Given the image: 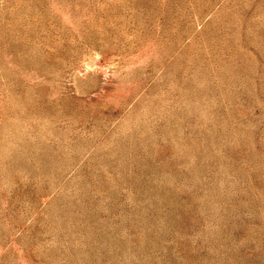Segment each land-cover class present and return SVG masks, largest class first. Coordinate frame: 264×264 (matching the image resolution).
<instances>
[{
    "label": "rangeland",
    "instance_id": "1",
    "mask_svg": "<svg viewBox=\"0 0 264 264\" xmlns=\"http://www.w3.org/2000/svg\"><path fill=\"white\" fill-rule=\"evenodd\" d=\"M0 264H264V0H0Z\"/></svg>",
    "mask_w": 264,
    "mask_h": 264
}]
</instances>
